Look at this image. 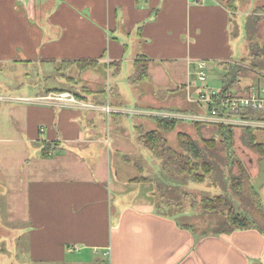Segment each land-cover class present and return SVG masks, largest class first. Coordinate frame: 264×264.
Here are the masks:
<instances>
[{
    "label": "crops",
    "instance_id": "crops-1",
    "mask_svg": "<svg viewBox=\"0 0 264 264\" xmlns=\"http://www.w3.org/2000/svg\"><path fill=\"white\" fill-rule=\"evenodd\" d=\"M222 1L0 0V70L30 68L25 79H34L31 86H15L8 97L0 95L5 104L0 108V148L12 154L7 163L0 155V177L4 172L22 181L26 225L13 244L25 245L29 264H264L263 234L182 228L163 208L138 200L142 191L126 190L121 166L114 175L108 167L106 146L115 143L117 154L130 142V128L118 118L153 116V110L121 108L122 87L110 64L131 70L126 80L134 103L155 109L187 105L186 94H180L197 82L199 61L223 74L226 63L248 69L238 63L242 58L232 42L237 11L231 14ZM140 57L149 61L148 79L133 84V62ZM81 60L96 61L104 71L105 80L99 72L90 77L92 86L105 85L103 92L83 95L75 106L30 101L65 90L44 88L52 79L42 76L41 68L57 72L62 63ZM177 64L185 69L182 89L176 88ZM243 79L249 82L243 85ZM150 82L166 90L162 100ZM239 84V93L264 88V75L245 73ZM107 132L113 136L106 139ZM0 264H6L1 257Z\"/></svg>",
    "mask_w": 264,
    "mask_h": 264
},
{
    "label": "rangeland",
    "instance_id": "rangeland-1",
    "mask_svg": "<svg viewBox=\"0 0 264 264\" xmlns=\"http://www.w3.org/2000/svg\"><path fill=\"white\" fill-rule=\"evenodd\" d=\"M235 1L237 4V12L235 13L233 20H231V25L233 34L235 36V38L232 40L233 45L234 47L238 48L240 51V58H242L238 63L245 64V66L248 68L247 73L249 72L256 76V78H259L260 75H264V52H261V49L263 50L264 48V10L257 12V8L264 6V0ZM255 11L258 13L259 21L254 27L255 31L252 35V42L259 47L260 52L258 56L256 51H249V41L245 35L246 19L253 15ZM252 66H255L257 70H255ZM30 70V68L23 67L19 68L15 73L12 69H1L0 95L8 97V91H12L15 86L19 87L21 83L31 86V83L34 79H25V73ZM131 72V70L125 71L123 69L120 71L117 77L116 82H120L122 87V95L120 94L118 97V100L121 101L122 104L121 108L128 112L146 111L149 113L148 110H153L151 111L153 112V116L122 114L118 118L124 126L130 128L131 136L129 139V144H126V147L121 149V152L123 155H125L124 157L121 156L122 153H115V143H112L110 147L106 146V149L109 151L111 157L108 167L113 170V175L115 174V170L118 169V166H121V169H123L124 176L127 180L126 190L130 188L132 190L134 189L143 192L142 194L137 195V197L139 196L138 200H150V204L154 202L157 203L159 197H162L164 201L173 200L178 206L176 208L174 206L170 207L169 210L164 208L163 210L177 218L180 224H183L184 226H190L197 233L215 234L218 232L220 233V231H223L226 228V218L221 210L215 213H210L204 211V209L197 204L202 198L213 199L217 196L224 198L228 204L233 206L236 212H241L248 216V218L254 221L255 225L262 227L261 229L264 230V159H262L257 153L243 144L240 128L234 132L232 145L233 156L230 157V160L239 161L245 172L243 176L240 175L239 168L236 163H227V154L221 148L222 144L219 141L218 136L215 135L216 130H213L214 128L212 129L210 127H205L201 128L198 132L192 123L198 122L207 125L217 124L205 123L202 121L188 122L183 118L185 114L198 113L196 105L191 102L193 95L192 90H187V93L180 94L181 98H184L185 94L187 96V105L185 106L180 107V105L177 104L176 106L172 107H162L155 109L154 105L149 103L138 105L133 101L135 100L133 97V92L132 89H130V84L126 80ZM41 74L42 76H48L50 79H52L51 82H46L44 88H63L66 92L71 94L77 93L81 96L89 95L85 92H91L90 94L100 91L103 92V87L105 85L94 83V86H92L90 82H92L93 79H90V77L99 74V78L104 80L107 79L105 76L106 74L100 67H98V65L88 68L82 73H79L76 67L70 68L67 71V75L72 78V82L74 81L73 85H70L65 80L62 82V80L58 77L61 75L55 72L51 66L41 68ZM222 74L223 73L221 71L215 70L212 72L208 70L207 82L209 87L212 89L219 88L221 86L220 80ZM15 75L17 76L14 77ZM183 77H185V69H183L180 64H177L176 88H181L184 82ZM54 79H56L58 82H55L56 80ZM98 81H100V79H98ZM241 82V84L244 85L249 81L243 79ZM256 82H261L262 84V79ZM96 85L99 86L96 87ZM112 86L114 85L112 84ZM153 86L154 83L150 82L149 88L156 92L162 100L166 94V90H163L162 87L158 88V86L157 90L156 88L154 89ZM108 97V100H113L112 97ZM160 99L158 98V100ZM103 101L105 102L106 99L103 98ZM2 103L3 102H0L1 109H3L5 105ZM41 103L46 104L44 101H41ZM151 117H159L161 119H170V117L176 119L177 117L179 120H181L177 123L176 128L172 132L163 133L168 145L174 150H178V136L180 134L189 136L193 141H196L200 147L203 145V141L201 139L202 137L207 140L213 138L216 144L214 152L206 151L208 152V160L217 164L215 172H213V174L210 176L204 175L203 183L201 184L190 183L187 180L184 181V179L180 178H175L177 181H174L172 179H167L168 177L165 175L162 177L158 160L151 156L150 152L146 148L135 141L134 126L138 124L139 120L145 122L140 124L144 132L155 130L156 126ZM103 121L104 125L106 126V119L103 118ZM111 123L113 122L110 119L109 125H111ZM255 134L257 141L264 144V130L256 131ZM109 135L113 136L112 133L107 132L106 139ZM33 150L34 149L28 150L27 154L32 156ZM0 155L7 163L8 158L12 154L7 153V149L0 148ZM116 158L118 159V162H116ZM100 167H103V165L101 164ZM139 167L142 169L141 172L138 170ZM3 170L4 169L1 167L0 173ZM9 177L11 180L8 179ZM13 177L14 176L11 174L8 176V174L4 172L0 177V257L3 258V261H5L6 264H29L25 256V245L24 247H21L20 244V247H14L13 244V241L17 240L15 237L26 225V212L22 203L24 197L22 181L18 176L15 180ZM144 177L153 180V185H150L149 183L146 184L145 182V184H139V181ZM133 180L137 182H133ZM250 187H252L253 190H255V192L259 195V205H257L254 198L249 195ZM150 191L152 193L148 195V192ZM188 195H193L197 201L196 207H191L192 199H188ZM223 207L224 206L220 208L224 209L226 212L227 209Z\"/></svg>",
    "mask_w": 264,
    "mask_h": 264
},
{
    "label": "trees",
    "instance_id": "trees-1",
    "mask_svg": "<svg viewBox=\"0 0 264 264\" xmlns=\"http://www.w3.org/2000/svg\"><path fill=\"white\" fill-rule=\"evenodd\" d=\"M196 1V0H195ZM198 2V0H197ZM222 4L225 6V8L233 14L236 12V2L235 0H223ZM260 10H264V6L257 8V12ZM256 11L253 15L249 16L246 19L245 23V35L249 41L248 49L251 52H255L258 56L260 50L259 47L252 42V35L255 31L254 27L259 21V16ZM261 52H264L261 49ZM98 65L96 61L92 60H81V61H74V62H65L62 63L61 66L57 69V72L64 78V80L69 83L70 85H73L74 81L72 82V78L67 75V71L70 68L76 67L79 73L84 72L88 68L94 67ZM148 65L149 61L144 60L143 58H139L133 62V77L130 79L131 83L133 84H139L147 81L148 79ZM224 65V74L221 78V91L222 93H234L237 95H244L249 92V90L245 93H239L237 92V88L239 87V80L242 78V76L247 73V69L243 68L242 65H236V64H230L226 63ZM253 67V66H252ZM255 70L257 68L253 67ZM109 70H111L112 76H118L120 73V63H112L109 65ZM66 92L65 90H54V91H47L49 92ZM72 92V91H70ZM90 94L91 92H85ZM72 95L76 98V100H84V98L81 95H78L77 93H72ZM190 112V111H189ZM219 113L221 115H227L226 112L219 110ZM231 116L239 117V119L243 120H253V121H264V113L258 112L255 110H244L242 112H238L237 114H232ZM151 119L155 123V130L144 132L142 126L140 124H136L134 126V134H135V141L136 143L140 144L144 148H146L151 156H153L155 159L159 162V167L161 171L162 177L167 176V179H172L174 181H177L175 178H180L187 180L190 183H203V176L204 175H212L213 172H215L217 164L213 161H209L207 156V151L214 152L216 144L214 142V139H204L201 138L203 141L202 147L199 146V144L196 141H193L189 136L185 134H180L178 136V150H174L171 148L166 138L163 136V133H170L175 128L179 121V119L170 118V119H161L159 117H151ZM195 127V129L200 131L201 128L210 127L214 128L215 135L218 136L219 141L221 142V148L226 152V161L229 164L236 163L240 175L243 176L245 174L243 166L239 163V161H231L230 157L233 156V139H234V132L238 128H240L242 133V142L245 146H247L249 149L257 153L262 159H264V144L259 143L256 139V131L264 130V129H257L251 126H244V127H236L231 125H207L203 123L193 122L192 123ZM207 150V151H206ZM43 156H46L48 154V149L44 148L42 150ZM210 154V153H209ZM215 154V153H214ZM125 156V155H124ZM123 156V157H124ZM215 156V155H214ZM138 170L141 172V167L138 168ZM160 175V176H161ZM166 178V177H165ZM153 179V178H152ZM133 182H137L133 180ZM153 185V180L148 179L147 177L142 178L139 183H143ZM249 195L254 198L257 205H259V195L253 190L252 187L249 188ZM188 199H192L191 207H196L197 201L193 197V195H188ZM187 197V195H186ZM158 202L154 205L157 208H167V206L170 207H177L174 203V201L165 200L162 197L158 198ZM177 199V198H176ZM175 199V200H176ZM204 211L215 213L219 210H221L226 218V228L223 231H220V233L215 234H228L235 230H248V229H254L258 231L259 233L264 235V230L261 229L262 227L255 225L254 221H252L248 216L244 215L241 212H236L230 204L225 201L224 198L221 196H217L213 199L209 198H202L198 203ZM165 205V206H164ZM224 206L223 208L227 209L226 212L224 209L220 208ZM182 228H188L187 226H182Z\"/></svg>",
    "mask_w": 264,
    "mask_h": 264
},
{
    "label": "built area",
    "instance_id": "built-area-1",
    "mask_svg": "<svg viewBox=\"0 0 264 264\" xmlns=\"http://www.w3.org/2000/svg\"><path fill=\"white\" fill-rule=\"evenodd\" d=\"M208 65L206 61H199L197 68V82L187 87L192 90V100L197 107V114H185L183 118L190 121H202L205 123L231 125L236 127L251 126L264 129V121L243 120L231 116L244 110H255L264 113V89L251 88L247 94L222 93L221 88L212 89L207 82ZM26 101H29L26 99ZM31 102L44 101L51 105L78 104V100L69 92H50L39 98H30ZM219 110L229 114L221 115ZM171 118V117H170ZM177 118V117H176ZM178 119V118H177Z\"/></svg>",
    "mask_w": 264,
    "mask_h": 264
}]
</instances>
